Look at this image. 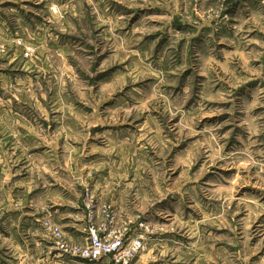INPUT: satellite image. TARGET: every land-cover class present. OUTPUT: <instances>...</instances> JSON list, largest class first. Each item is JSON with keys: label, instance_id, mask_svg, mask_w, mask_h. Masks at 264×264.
<instances>
[{"label": "rangeland", "instance_id": "1", "mask_svg": "<svg viewBox=\"0 0 264 264\" xmlns=\"http://www.w3.org/2000/svg\"><path fill=\"white\" fill-rule=\"evenodd\" d=\"M260 1L0 0V179L29 201L26 224L0 226L1 264L16 261L11 246L22 264H98L59 252L48 190L80 192L62 212L87 224L89 204L112 205L95 189L108 159L132 157L105 151L133 146L152 192L187 195L174 221L133 216L147 243L171 234L183 256L171 264H264Z\"/></svg>", "mask_w": 264, "mask_h": 264}, {"label": "crops", "instance_id": "2", "mask_svg": "<svg viewBox=\"0 0 264 264\" xmlns=\"http://www.w3.org/2000/svg\"><path fill=\"white\" fill-rule=\"evenodd\" d=\"M260 2L262 5H264L262 1ZM5 36L8 37L7 35ZM1 115L2 117H4L6 115V112L4 111V113H1ZM132 141H134V139H132ZM114 150L119 152L117 156H119L120 154L123 156L124 154L132 156L131 160H122L121 162H119L121 165L115 167L117 161L113 162L112 158H109L106 166H108L110 170L108 171L106 177L103 178V180H101V178L99 177L100 179H98L95 183V189L99 192L101 201L112 204L115 207L118 212L119 224L122 226L127 222H130L133 216L135 214L137 215L138 213L142 215L144 214L148 218H150L151 223L155 226L159 225L157 223L162 220L170 222L174 221L177 214H174L173 210L177 209V207L179 206L178 203L184 202V197H186L187 195H185V193L183 195L179 191L180 193H167L165 195L158 196L157 193L152 192L151 189L158 188L155 181L142 177L140 174L141 165L138 163V160L135 161V156L140 154V147L133 146L130 148L120 147L113 150L109 149L106 150V153L104 154L110 157ZM25 168L27 169L26 166ZM20 173H22V171ZM11 180L12 178L10 174H7L4 178L0 179V204L4 205L0 210V226L1 228H6V232H8V230L12 228L20 229L23 224H26V222H28V219H25L26 213L23 212V209H25V207H21V205L23 204H25V206H28V198L23 199L22 193L20 195H16V199L13 198L12 188L10 186ZM60 187L62 188V190ZM60 187L48 190L53 194V196L51 195L52 200H50L49 203L52 204L51 208L54 209L55 212L54 220L63 228L69 241L74 243H83L85 241V234L83 236V233H85L87 224H73L70 221L76 220L70 219L73 218V215H71L70 213L66 214L62 212V208H78L82 194L76 189L67 191V189L63 186ZM19 188H23L22 181L20 182ZM58 189H60L61 193L57 192ZM62 191H64L65 194H63ZM26 192L27 190H25V193ZM67 193H69V196L66 197ZM176 194L179 195V197H177L180 198L179 200L175 198ZM32 202H36V208L41 207L45 203V195H42L40 197L37 196L36 198H34V200H32ZM16 205H19L21 208L16 207ZM32 206L34 205L32 204ZM60 212L64 214L61 216ZM13 213H16V215L13 216ZM37 220L39 222L41 221V219L39 218H37ZM33 223L34 222H32V224ZM169 226L171 227L172 225ZM165 232L167 233V231ZM170 235L171 234L163 235L162 239L158 241V243H155V241L147 243V249L145 253L142 254V256L135 264H171L181 261L183 257L182 254H176V250H171L177 249L178 251V249H180L181 247L177 246L176 244L175 246L177 248L175 246L170 247V245L172 244L168 243L167 241V238ZM11 237H13L12 234L10 235V238L7 239V241L13 245V239ZM168 247L171 249H169ZM8 248L9 251L14 250V254L16 257V261H10V264H22V262L20 263V258L23 256V248L19 246H11ZM170 252L172 253L169 254ZM105 261L98 262V264H103Z\"/></svg>", "mask_w": 264, "mask_h": 264}, {"label": "built area", "instance_id": "3", "mask_svg": "<svg viewBox=\"0 0 264 264\" xmlns=\"http://www.w3.org/2000/svg\"><path fill=\"white\" fill-rule=\"evenodd\" d=\"M30 51L28 49L26 56ZM1 52H5L4 46L0 47ZM88 218L83 243L68 242L59 227L49 222L45 224L59 252L90 263L110 260L113 264H135L147 249V238L153 234L143 224L137 228L130 221L121 226L118 212L112 205L96 207L89 204Z\"/></svg>", "mask_w": 264, "mask_h": 264}]
</instances>
